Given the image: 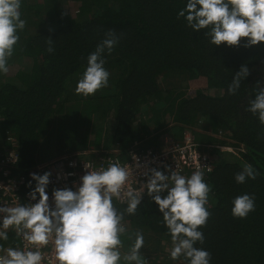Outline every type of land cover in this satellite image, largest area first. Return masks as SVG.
<instances>
[{
    "label": "trees",
    "instance_id": "obj_1",
    "mask_svg": "<svg viewBox=\"0 0 264 264\" xmlns=\"http://www.w3.org/2000/svg\"><path fill=\"white\" fill-rule=\"evenodd\" d=\"M30 1L22 0L27 24L8 61L20 66L28 60V68L19 67L8 79L0 73V144L15 140L23 175L31 180L35 166L63 156L54 158L56 153L43 149L52 140L68 144L69 151H116L122 160L130 149L164 150V138H157L165 132L181 141L186 129L200 128L192 135L211 164L205 178L212 186L211 216L200 229L204 243L195 247L211 253L210 264H264V126L246 111L257 82L264 86V43L212 45L206 30L197 33L177 19L187 0H68L77 4L75 17L59 10L58 0ZM108 30L119 37L104 55L109 85L93 96L78 95L87 57ZM48 38L53 53L47 51ZM241 65L250 75L231 95L228 85ZM172 74L188 81V94L162 88ZM226 145L239 150H223ZM245 164L259 175L238 184L234 177ZM242 194L255 195V211L246 219L231 214L232 200ZM162 221L158 206L145 195L124 224L129 234L140 231L159 244L171 241ZM8 236L17 241L13 230ZM122 240L126 252L132 241Z\"/></svg>",
    "mask_w": 264,
    "mask_h": 264
},
{
    "label": "clouds",
    "instance_id": "obj_2",
    "mask_svg": "<svg viewBox=\"0 0 264 264\" xmlns=\"http://www.w3.org/2000/svg\"><path fill=\"white\" fill-rule=\"evenodd\" d=\"M21 4L22 0H0V73L5 75L20 41L19 33L27 24L22 19ZM180 18L197 33L206 30L204 35L214 46L239 47L245 41L243 46L248 48L264 43V0H187L177 13V19ZM118 42L113 30L105 33V38L87 57L76 94L93 96L108 87L110 73L104 67V55L111 54ZM47 44V51L53 53V40L48 38ZM249 75V68L241 65L228 85V93L235 95L241 81ZM256 85L246 111L264 126V86L260 82ZM141 167L137 162L136 168ZM164 167L168 174L144 165L145 180L135 188L130 186L132 171L119 160L99 169L84 165V174L73 185L75 190L54 188L52 204L47 193L52 173H31L27 185L31 189L27 194L29 202L0 206V240L8 241L11 229L22 241L15 246H0V264H44L43 249L48 246H51L48 264H146L140 252L144 246L143 233L129 234L124 224L125 216L137 214L145 195L158 206L162 223L168 229L172 242L170 259L177 261L183 257L187 264H210L211 253L195 245L205 241L200 229L211 216L207 206L212 186L205 182V174L199 169L185 176ZM258 175L251 164H245L234 179L243 184ZM115 202L126 207L118 208ZM232 205V216L246 219L255 211V195H238ZM124 236L132 241L126 252L121 251Z\"/></svg>",
    "mask_w": 264,
    "mask_h": 264
},
{
    "label": "built area",
    "instance_id": "obj_3",
    "mask_svg": "<svg viewBox=\"0 0 264 264\" xmlns=\"http://www.w3.org/2000/svg\"><path fill=\"white\" fill-rule=\"evenodd\" d=\"M170 141L165 140L166 147L162 151L127 150L124 154L125 158L122 160L118 158L116 151L101 154L89 152L67 154L35 166L33 172L43 174L50 171L52 173L51 183L47 188L50 204H52L54 188L72 187L75 190L73 185L78 184L79 178L84 174V165H91L93 169H99L102 166L107 167L110 161L119 160L122 165H128L132 171L130 186L135 188H139L145 180L142 175L144 165L150 168L155 167L168 174L164 167L166 165L185 176H190L193 171L199 169L204 172V178L208 177L211 172V164L208 161V156L199 150V145L195 142L193 135L184 136L181 141ZM6 142V146L0 144V206L2 203L9 206H14L16 203H28L27 194L31 189L27 185L30 180L23 175L18 167L19 157L15 140L8 137ZM137 162L142 165L139 169L136 168ZM32 185L34 187L35 182H32ZM31 202L35 203L36 201ZM116 203L121 205L119 202ZM18 243L22 244V241L17 237L16 242L9 240L3 247L15 246ZM43 251L46 257L44 264H48V260L51 258V246Z\"/></svg>",
    "mask_w": 264,
    "mask_h": 264
},
{
    "label": "rangeland",
    "instance_id": "obj_4",
    "mask_svg": "<svg viewBox=\"0 0 264 264\" xmlns=\"http://www.w3.org/2000/svg\"><path fill=\"white\" fill-rule=\"evenodd\" d=\"M30 2H33V0H31ZM59 10L63 11L65 10L66 12H69L72 17L76 16L75 12V7H77V4H74L72 1H68V0H58L57 6H56ZM26 64H29L28 60H25L24 63L20 64V66L17 65H10L9 67V72L4 75V79H8L9 77H12L13 74H15L16 70L20 68H22L21 70L26 71V69L28 68L26 66ZM200 83V82H199ZM200 85H203L202 83H200ZM161 86L163 89H171V88H176L175 90H179L181 92H184L185 94H188L191 90V88L189 87V83L187 80H185L182 76H179L177 74H172L169 75L168 77H166L165 81L161 83ZM191 86V84H190ZM99 93V92H97ZM170 126H168L169 128ZM202 130L200 128L194 127L192 129H186L183 133V136H188V135H192L193 132H201ZM171 133H163L162 135H158L157 141L160 142L163 140H172V141H179L178 139H174V137L170 135ZM208 135L218 139L219 136H215L212 134ZM220 139H226L224 137H221ZM228 143H232V141L226 139L225 140ZM146 140H143V143H146ZM171 142V141H170ZM46 151H48L49 153L54 152L56 153L55 157H59L61 155H67V154H73V153H79V152H89V153H104V151H98V150H87V151H69V145L63 142H56L54 140H52V142H49V144L46 142L44 145V148ZM223 150H230L232 152H236L239 150V148H233L229 145L224 146V148H222ZM241 149V148H240ZM115 152V151H114ZM53 158V159H54ZM51 160V159H48ZM48 160H45L46 162ZM45 161L43 163H45ZM41 163V164H43ZM150 235V234H149ZM148 237V238H147ZM6 243V241L0 240V246H3ZM172 247V242L171 241H167L166 243L164 241H162L161 243L158 244V242H156V240L153 238H150L148 235L145 237L144 236V246L140 249L141 252V256L145 259L146 264H185L182 260H177V261H173L170 259L169 253ZM124 252V251H123Z\"/></svg>",
    "mask_w": 264,
    "mask_h": 264
}]
</instances>
